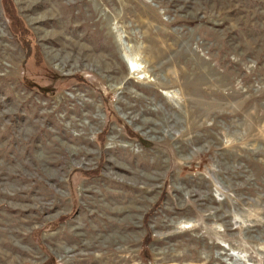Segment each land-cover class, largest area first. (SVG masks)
I'll return each instance as SVG.
<instances>
[{
    "label": "rangeland",
    "instance_id": "rangeland-1",
    "mask_svg": "<svg viewBox=\"0 0 264 264\" xmlns=\"http://www.w3.org/2000/svg\"><path fill=\"white\" fill-rule=\"evenodd\" d=\"M0 264H264V0H0Z\"/></svg>",
    "mask_w": 264,
    "mask_h": 264
},
{
    "label": "trees",
    "instance_id": "trees-1",
    "mask_svg": "<svg viewBox=\"0 0 264 264\" xmlns=\"http://www.w3.org/2000/svg\"><path fill=\"white\" fill-rule=\"evenodd\" d=\"M10 10H11V12L13 13L11 7H10ZM9 12H10V11H9ZM9 12H6V16L9 17V18L12 17V18H14V21H16V20H15V17H14L12 14L10 15ZM15 23H16V22H15ZM26 51H27V53L29 54V52H30L31 50L26 49ZM46 69H47V68H46ZM49 72H50V71H49ZM51 75H52L54 81H55L56 79H58V80L64 79V78H59V77L57 78L56 75H55L53 72H51ZM64 81H65V80H64Z\"/></svg>",
    "mask_w": 264,
    "mask_h": 264
}]
</instances>
